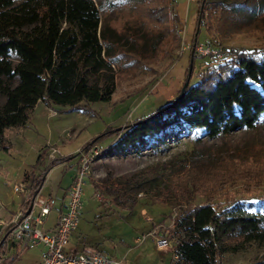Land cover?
Segmentation results:
<instances>
[{"label": "rangeland", "instance_id": "obj_1", "mask_svg": "<svg viewBox=\"0 0 264 264\" xmlns=\"http://www.w3.org/2000/svg\"><path fill=\"white\" fill-rule=\"evenodd\" d=\"M135 2L117 0L110 11L101 15L102 25L116 29L133 25ZM197 4L198 0L168 3L178 16L176 29L165 34L157 57H147L140 65L117 75L107 101L91 102L84 112L37 102L24 125L4 131L7 148L0 149V220L6 225H0V238L25 206L23 195L13 192V185L22 183L31 190V179L51 158L71 156L67 164H56L48 170L39 193L47 195L59 182L61 187L66 185L77 166L78 151L93 140L91 151L96 150L97 154L88 165L87 180L82 185V207L76 227L70 232L68 249H96L122 264H169L173 263V240L165 234L172 229L175 214L185 206L230 203L236 213L264 216V177L249 173V168L259 169L264 164V115L251 128L212 138L183 127L172 128L162 137V144H146L138 153L106 151L116 138L107 132L117 127L120 131L125 122L151 112L177 95L189 64L188 82L192 84L197 72L222 59L224 49L264 46V16L256 26L217 41L196 25ZM198 47L201 52L196 51ZM244 153L248 157L240 162ZM125 181L128 184L124 186ZM117 183L123 189L115 186L120 190L110 195L93 188V184L110 187ZM164 184L180 185L179 191L183 190L175 204L150 195ZM13 253L14 247L3 252L9 256ZM261 258L264 243L257 242H246L220 257L222 264H245Z\"/></svg>", "mask_w": 264, "mask_h": 264}, {"label": "trees", "instance_id": "obj_2", "mask_svg": "<svg viewBox=\"0 0 264 264\" xmlns=\"http://www.w3.org/2000/svg\"><path fill=\"white\" fill-rule=\"evenodd\" d=\"M116 1L0 0V149L7 148L4 131L24 125L37 102L84 112L89 103L110 98L118 74L147 57H157L165 34L178 23L176 11L168 7L171 0H136L133 25L120 29L101 23V15ZM263 16L264 0H198L195 23L210 39L220 41L256 26ZM195 76L196 81L187 82L178 99L125 122L120 131L117 127L107 132L116 138L106 151L138 153L146 144H162V137L172 128L212 138L251 128L264 115V46L226 48L218 63ZM93 146L94 140L78 152L90 153ZM246 156L240 155L244 158L240 162ZM70 157L51 158L31 179V193L39 190L52 166ZM249 173L264 177V164L249 168ZM121 185L93 184V188L110 195L123 189ZM179 186L164 184L150 195L175 204V198L183 196ZM231 208L230 203L205 202L179 210L165 234L173 240L174 264H222L223 253L236 251L246 242L264 243V216L240 214ZM12 259L8 256L0 264ZM245 264H264V258Z\"/></svg>", "mask_w": 264, "mask_h": 264}, {"label": "built area", "instance_id": "obj_3", "mask_svg": "<svg viewBox=\"0 0 264 264\" xmlns=\"http://www.w3.org/2000/svg\"><path fill=\"white\" fill-rule=\"evenodd\" d=\"M196 51L201 52L199 47ZM96 154V150L87 154L80 153L74 179L66 189L64 201L58 210L55 224L50 230L38 225L53 207L54 196L41 195L39 190L32 194L31 190L25 188L22 183L13 185V192L23 195L25 206L22 214L11 219L3 232L0 241L1 252L14 247V253L10 255L12 259L25 247L41 244L43 246L40 255L41 264H122L119 259L96 250L78 253L64 250L70 232L76 227L82 207V185L87 180L90 160ZM0 225H6V223L0 220ZM176 260L177 256L172 255L171 262L173 263L169 264H174Z\"/></svg>", "mask_w": 264, "mask_h": 264}, {"label": "crops", "instance_id": "obj_4", "mask_svg": "<svg viewBox=\"0 0 264 264\" xmlns=\"http://www.w3.org/2000/svg\"><path fill=\"white\" fill-rule=\"evenodd\" d=\"M67 163L68 162L61 163V164H67ZM70 180H71V176H70V179L67 181L66 185L61 187L60 186L61 182H59V184L56 186V189H54V190H52V192L50 191L48 193V194H51L54 196L55 203H54L53 207L50 209V211L46 214L43 221L38 225L39 227L46 229V230H50L53 228L55 221H56V216H57L58 210L64 201L66 189L70 183ZM39 191H40V188H39ZM67 243H68V241H67ZM67 243H66V245H67ZM66 245L64 246V250L66 252H78L75 249L71 250V248H69V249L66 248ZM42 250H43V246L41 244L27 246L23 250H21L15 256V258L11 260V262L9 264H12L13 261H15V260H17L16 264H41L40 255H41ZM8 256L9 255H5V254H3V252H0V262L2 260H4L5 258H7Z\"/></svg>", "mask_w": 264, "mask_h": 264}, {"label": "water", "instance_id": "obj_5", "mask_svg": "<svg viewBox=\"0 0 264 264\" xmlns=\"http://www.w3.org/2000/svg\"><path fill=\"white\" fill-rule=\"evenodd\" d=\"M190 69H191V66H190V64H189L188 69H187V70H188V71H187V76H186V78L184 79L183 84H182V86H181L179 92H178L177 95L174 97L175 99H178V98L180 97V95L182 94V92H183L185 86L187 85L188 78H189V73H190Z\"/></svg>", "mask_w": 264, "mask_h": 264}]
</instances>
